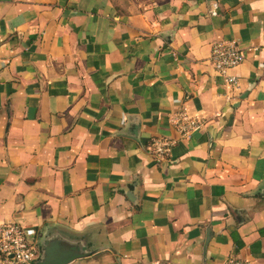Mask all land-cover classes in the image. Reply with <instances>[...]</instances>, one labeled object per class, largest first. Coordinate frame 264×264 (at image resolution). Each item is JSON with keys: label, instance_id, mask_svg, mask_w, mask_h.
<instances>
[{"label": "crops", "instance_id": "0c3cea01", "mask_svg": "<svg viewBox=\"0 0 264 264\" xmlns=\"http://www.w3.org/2000/svg\"><path fill=\"white\" fill-rule=\"evenodd\" d=\"M229 40L236 87L209 63ZM5 223L32 264H264V0H0Z\"/></svg>", "mask_w": 264, "mask_h": 264}, {"label": "built area", "instance_id": "2783aa9c", "mask_svg": "<svg viewBox=\"0 0 264 264\" xmlns=\"http://www.w3.org/2000/svg\"><path fill=\"white\" fill-rule=\"evenodd\" d=\"M218 5L212 2L210 16H216ZM243 60L242 51L234 41H219L210 45L209 63L222 82L230 87H236L237 78L230 74ZM172 126L178 133L179 139L189 136L203 126L202 119L187 114L183 107L171 120ZM172 142L165 138H156L150 143V151L157 156L168 154ZM34 232L19 224H0V264H32L38 257V246L32 239ZM224 264H248L247 262L229 257Z\"/></svg>", "mask_w": 264, "mask_h": 264}, {"label": "water", "instance_id": "95a60500", "mask_svg": "<svg viewBox=\"0 0 264 264\" xmlns=\"http://www.w3.org/2000/svg\"><path fill=\"white\" fill-rule=\"evenodd\" d=\"M42 250L43 257L40 260L38 259L35 264H65L75 257L70 253L55 255L53 245H48Z\"/></svg>", "mask_w": 264, "mask_h": 264}]
</instances>
